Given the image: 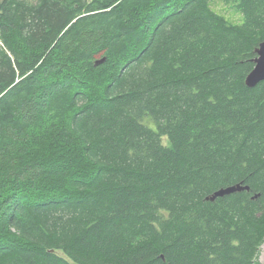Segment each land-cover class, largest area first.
Returning a JSON list of instances; mask_svg holds the SVG:
<instances>
[{
  "label": "trees",
  "instance_id": "16d2710c",
  "mask_svg": "<svg viewBox=\"0 0 264 264\" xmlns=\"http://www.w3.org/2000/svg\"><path fill=\"white\" fill-rule=\"evenodd\" d=\"M213 1L0 0V264H255L264 0Z\"/></svg>",
  "mask_w": 264,
  "mask_h": 264
},
{
  "label": "water",
  "instance_id": "95a60500",
  "mask_svg": "<svg viewBox=\"0 0 264 264\" xmlns=\"http://www.w3.org/2000/svg\"><path fill=\"white\" fill-rule=\"evenodd\" d=\"M257 57L254 59V68L247 75L245 82L248 86L252 87L264 80V42L260 43L256 48ZM103 61V60H102ZM98 61L97 63H101ZM249 190L248 186H244L240 183L228 187L221 188L213 193L208 199L214 200L216 197L231 194L237 191Z\"/></svg>",
  "mask_w": 264,
  "mask_h": 264
},
{
  "label": "rangeland",
  "instance_id": "374dc122",
  "mask_svg": "<svg viewBox=\"0 0 264 264\" xmlns=\"http://www.w3.org/2000/svg\"><path fill=\"white\" fill-rule=\"evenodd\" d=\"M213 4V8H215L217 12L221 13L225 17L235 22H239L240 20L242 22L243 16L237 12L233 4H227L221 0H214ZM255 264H264V244H262L260 247Z\"/></svg>",
  "mask_w": 264,
  "mask_h": 264
}]
</instances>
